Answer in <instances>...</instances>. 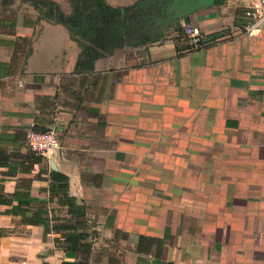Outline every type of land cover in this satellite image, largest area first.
<instances>
[{
  "label": "crops",
  "instance_id": "obj_1",
  "mask_svg": "<svg viewBox=\"0 0 264 264\" xmlns=\"http://www.w3.org/2000/svg\"><path fill=\"white\" fill-rule=\"evenodd\" d=\"M14 7L0 15V194L29 190L28 215L74 224L50 193L51 171L65 173L92 247L68 255L62 233L7 213L14 200L0 203V264H264V28L244 34L246 2L191 14L200 48L174 31L83 72L65 26L21 0L0 10ZM33 125L58 126L62 148L40 160Z\"/></svg>",
  "mask_w": 264,
  "mask_h": 264
},
{
  "label": "trees",
  "instance_id": "obj_2",
  "mask_svg": "<svg viewBox=\"0 0 264 264\" xmlns=\"http://www.w3.org/2000/svg\"><path fill=\"white\" fill-rule=\"evenodd\" d=\"M15 0H0L3 8H9ZM34 7L38 12V20L45 19L50 22L65 26L72 38L81 48L77 61L76 71H91L97 59L125 46H138L161 40L166 36L165 26L158 24L157 20L165 18V2L174 0H137L126 6H113L107 0H67L70 12L66 13L62 5L56 0H21ZM225 0H217L220 4ZM174 4V3H173ZM171 11L173 12L172 8ZM189 21V16L184 17ZM181 20V19H179ZM179 20H177L179 22ZM177 39L183 40L184 30L176 29ZM221 36V35H220ZM218 33L211 35V39L220 37ZM181 46H178L180 50ZM187 44L186 48H190ZM35 153V152H34ZM41 160L43 155L37 154ZM69 177L60 171H51L50 193L52 197L58 195L60 205H66L76 223H63L49 226L47 210L37 208L32 215L26 208L34 198L29 190L16 189L12 198L0 194V203L18 204L7 210L10 214L24 216V221L31 224L42 223L45 232L55 231L62 233L66 253L71 256L88 254L91 250L90 233L79 230L88 225L86 221V206L78 202L77 198L69 193ZM51 197V198H52ZM28 215V216H27ZM12 232L10 229L1 228L0 235ZM59 242V240L57 239ZM62 264H88L86 261H64Z\"/></svg>",
  "mask_w": 264,
  "mask_h": 264
},
{
  "label": "built area",
  "instance_id": "obj_3",
  "mask_svg": "<svg viewBox=\"0 0 264 264\" xmlns=\"http://www.w3.org/2000/svg\"><path fill=\"white\" fill-rule=\"evenodd\" d=\"M240 1V0H238ZM246 2L244 10V34L250 38L260 36L264 28V0H241ZM184 35L189 40L190 49L202 47L207 36L193 23L183 26ZM33 125L28 130V144L36 154L47 156L62 148V130L58 126L46 130H36Z\"/></svg>",
  "mask_w": 264,
  "mask_h": 264
},
{
  "label": "water",
  "instance_id": "obj_4",
  "mask_svg": "<svg viewBox=\"0 0 264 264\" xmlns=\"http://www.w3.org/2000/svg\"><path fill=\"white\" fill-rule=\"evenodd\" d=\"M217 0H174L173 13L165 18L158 19V24H170L186 16H190L201 8L213 6ZM54 168L56 166L53 165Z\"/></svg>",
  "mask_w": 264,
  "mask_h": 264
},
{
  "label": "rangeland",
  "instance_id": "obj_5",
  "mask_svg": "<svg viewBox=\"0 0 264 264\" xmlns=\"http://www.w3.org/2000/svg\"><path fill=\"white\" fill-rule=\"evenodd\" d=\"M57 1H60V2H62L63 3V1L64 0H57ZM113 1V0H112ZM119 2H121V3H127V2H129L130 0H118ZM134 1H137V0H131L130 2H134ZM65 2V1H64ZM68 4V8H70V5H69V3H67ZM67 4H66V6H67ZM15 8V7H14ZM18 8V7H17ZM25 9V8H24ZM15 10H16V8L15 9H11L10 11H7V10H0V15H2V16H5V17H10V18H14V16L17 14V12H15ZM24 12H27L26 10H23ZM190 23H193L192 21H186L185 19H181V20H179V22L178 21H174V22H172V23H170L169 25H167V26H165V32H166V35H171L174 31H176V29L178 28V27H182L183 28V26L186 24H190ZM59 26H61V25H59ZM9 28L8 27H6V30H8ZM50 40H52V39H54V38H52V37H50L49 38ZM183 39L184 40H189L187 37H185V35L183 34Z\"/></svg>",
  "mask_w": 264,
  "mask_h": 264
},
{
  "label": "flooded vegetation",
  "instance_id": "obj_6",
  "mask_svg": "<svg viewBox=\"0 0 264 264\" xmlns=\"http://www.w3.org/2000/svg\"><path fill=\"white\" fill-rule=\"evenodd\" d=\"M173 5H174L173 2H170V1H166L165 2V7H164L166 9V11H165L166 16L165 17H167V16H169V15H171L173 13L171 11V8H172Z\"/></svg>",
  "mask_w": 264,
  "mask_h": 264
}]
</instances>
